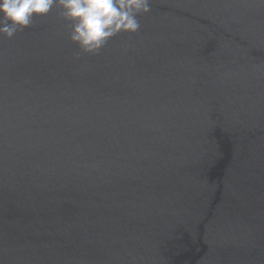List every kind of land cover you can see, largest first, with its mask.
<instances>
[{"label": "water", "instance_id": "95a60500", "mask_svg": "<svg viewBox=\"0 0 264 264\" xmlns=\"http://www.w3.org/2000/svg\"><path fill=\"white\" fill-rule=\"evenodd\" d=\"M150 8L0 35V264H264V3Z\"/></svg>", "mask_w": 264, "mask_h": 264}, {"label": "clouds", "instance_id": "9594fccd", "mask_svg": "<svg viewBox=\"0 0 264 264\" xmlns=\"http://www.w3.org/2000/svg\"><path fill=\"white\" fill-rule=\"evenodd\" d=\"M57 4L71 23V40L91 54L120 32H137L138 15L151 11L150 0H0V35L14 37Z\"/></svg>", "mask_w": 264, "mask_h": 264}]
</instances>
